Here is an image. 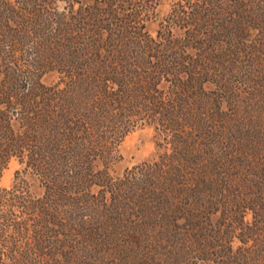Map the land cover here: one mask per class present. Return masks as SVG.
Listing matches in <instances>:
<instances>
[{"label":"trees","instance_id":"1","mask_svg":"<svg viewBox=\"0 0 264 264\" xmlns=\"http://www.w3.org/2000/svg\"><path fill=\"white\" fill-rule=\"evenodd\" d=\"M230 1L240 20L221 35L233 44L226 60L236 75L217 80L211 113L202 118L194 111L206 106L196 99L211 70L180 51L206 49L223 32L213 0L211 8L193 5V13L174 9L171 29L157 39L140 19L152 1L105 0L80 9L62 23V38L49 37L69 58L55 68L69 78L63 89L37 82L24 88L21 70L1 71L0 178L13 158L25 167L10 188L0 187V264H81L91 246L107 241L100 231L109 214L121 219L127 208L143 218L137 226L147 263H177L159 257V249L171 248L180 261L198 249L199 259L215 264H264V0ZM28 4L11 11L22 18L10 37L15 48L29 43L30 32L41 38L47 30ZM174 25L193 30L172 39ZM28 67L25 76L52 68L36 61ZM145 116L171 136L172 152L156 168L115 179L106 167L135 117ZM31 178L43 195H31ZM236 238L242 245L234 251Z\"/></svg>","mask_w":264,"mask_h":264},{"label":"rangeland","instance_id":"2","mask_svg":"<svg viewBox=\"0 0 264 264\" xmlns=\"http://www.w3.org/2000/svg\"><path fill=\"white\" fill-rule=\"evenodd\" d=\"M133 1L140 2L141 0H132V2ZM149 1H152V7H150V11H145L140 16L141 25L146 27L144 30H146L147 36L156 39L159 34L165 33L166 28L167 30L171 29L172 24H170L169 19L171 18L170 14L174 9L180 8L186 12L193 13L195 9L193 10L192 7L195 4L205 5L206 8H211L213 6L211 0ZM213 1H216L215 4L217 5V7H214L215 11H213V13H215L214 18H216L215 21H217V25H221L223 28V32H218L217 30L214 37L215 40H212V43H209L206 46V49L199 51V49L196 48H184V51H180L181 57L190 60V63L197 60L200 66L211 70L210 74H208L210 81L206 82L204 85V93L201 89L199 90L200 93H202V97L196 99L198 107L201 104L206 106V109L194 111V116L197 118L200 116L201 118L205 117V115L207 116L208 113H211V110H207V107H210L208 101L209 96L213 95V93H218L219 88L217 80H229L231 79L229 77L231 73L234 74V77L236 75V73H234L235 71H228V67L232 68L235 66L232 65L231 67L229 64L227 65L226 60L229 59L226 58V53L233 44H228L226 40H223V35L221 34L226 33L224 30L230 31L229 27L231 26V23L240 20L238 14L239 6L235 5V2L230 0ZM24 2H29L27 7L31 9V12H36L37 10V21L40 23L41 27L47 26V30H45L41 38H36L30 32L29 43L22 45L18 44L19 46L15 48L13 47L14 41H12L10 37L11 33H13L12 30L16 28L17 21L22 20L18 14L20 13V7H22ZM98 2L104 3L105 0H0V73L10 67L18 68L22 71L18 83L24 88H31V85L36 82L48 88H65L66 83L69 82V78L55 68H59L63 63H66L64 61L69 58L67 53H65V50L63 49L61 52L59 48L55 46L54 39H50L49 37L58 33V37L62 38V34L65 33V27H62L64 26L62 23L69 22V18L74 16L80 11V9L90 7L95 3L97 5ZM118 5V7H120L122 4L118 3ZM214 8H212V10ZM11 11L19 12L16 15V13H12ZM9 17L13 19L9 21ZM173 27V31H171V33H173L172 39L184 40L187 33L193 30V27L180 28V26L175 27V25ZM258 34L259 31L253 30V32H251V37L255 40L257 39ZM200 36L205 37L206 35L202 34ZM2 40H6V42H2ZM10 44H12V46ZM200 54H205L206 57H209L210 59L204 60ZM34 61L46 64L47 66L52 67L51 69L53 70L45 68L31 74L30 76H25L26 73H23V71L29 70V67L26 68L27 65ZM223 70H225V72ZM36 74L38 75L35 76ZM0 77H3V74H0ZM196 103H194L195 107L197 106ZM225 108V110L230 111V109H228L230 108L229 106ZM135 118L139 120H136L137 122L134 129H132L120 142L113 159L109 161L108 167H106L111 176L115 179L123 178L128 172H137L141 169L146 171L147 169L156 168V163L162 159L165 153L172 152V138L159 131L160 127H158L159 125L156 123V119H154L155 117L149 118L145 116L143 119H140L139 117ZM195 129L194 126L192 129L189 126L186 128V131H194ZM24 167L25 164L21 163L18 158L11 159L0 178V187L10 188L13 185L17 171L23 170ZM100 167H103V165L100 164ZM29 180L31 195L33 197L43 195L44 191L40 187V181L35 178ZM129 195H133V193H128L127 191V197L132 199ZM131 205L133 207V204ZM137 211H139L138 208H127L126 211L122 210L121 212L124 213L121 216V219H118L117 215H113L112 217L109 214L106 221L108 226L104 225L100 231V235L106 236L105 238H107V241H105L104 244L97 242L98 246L96 244L94 247L89 244L91 246L90 249L93 250H89V252L92 251L90 252L92 254L88 253L90 257L80 258L79 261H81V264H151L150 261L147 263V259L151 256H147L149 250L146 241L143 239L144 234L137 226L139 225L138 223H140L139 221L143 218L140 216L141 213ZM245 220L252 221L251 212H248ZM135 236L137 238H135ZM99 238L102 239V237ZM101 242L104 241L102 240ZM241 245L242 242L237 238L232 242L234 251H236ZM192 249L196 250V247L193 246ZM159 250H161L159 257L162 256L163 259L167 258L169 262L170 260L177 262L175 264H215L213 261L199 259V257H197L199 254L198 249L197 252L189 250L190 253L186 256L189 257L191 255V258L187 259L185 257L181 261L179 257H175L177 254H174V252L171 251V248Z\"/></svg>","mask_w":264,"mask_h":264}]
</instances>
